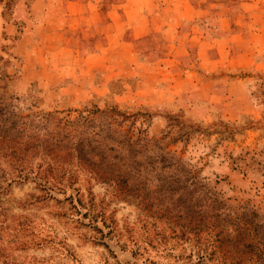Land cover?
I'll return each mask as SVG.
<instances>
[{
	"label": "rangeland",
	"instance_id": "obj_1",
	"mask_svg": "<svg viewBox=\"0 0 264 264\" xmlns=\"http://www.w3.org/2000/svg\"><path fill=\"white\" fill-rule=\"evenodd\" d=\"M0 99L23 125L0 136V264H264V0H0ZM38 121L148 140L138 189L21 146ZM186 175L189 203L144 191ZM203 208L229 216L219 251Z\"/></svg>",
	"mask_w": 264,
	"mask_h": 264
},
{
	"label": "trees",
	"instance_id": "obj_2",
	"mask_svg": "<svg viewBox=\"0 0 264 264\" xmlns=\"http://www.w3.org/2000/svg\"><path fill=\"white\" fill-rule=\"evenodd\" d=\"M11 103L6 102L5 100L0 99V136L4 137L7 134H15L17 136H20L21 130H23V125H20L19 120L20 116H17L16 113H14L13 110H11ZM50 120L51 118H47L44 121ZM19 123V124H18ZM93 123L92 121H88L86 125H90ZM43 122L38 121L35 124H29L30 129H32L33 135H26L24 142L21 146H24V148L28 147L27 144L33 143L35 144V147L42 146L44 149H51L53 151L60 152L61 149H57L60 146H65V150L69 152L72 156H74L78 162H85L89 166L90 171L94 173L99 179H101L103 182H114L115 184H126L127 187L132 191L137 190V184L135 183V174H139L140 167L144 165L142 162L138 159L139 155H144L143 152H146L147 149L151 146L150 142L148 140H133L128 135L123 134L120 130L114 129L113 135L111 138L112 143H108L107 139H97L96 135L99 134V132H93L89 133L88 129H80L78 131H65L63 132L65 136L60 137L59 135L51 136L52 139L51 142H48L47 140L42 141L38 138V128L41 126ZM111 122H109L108 127H110ZM24 125H26V122H24ZM19 127H22L21 130H19ZM109 137V136H108ZM30 138L32 139V142H30ZM64 139L67 141L66 144H63L62 140ZM59 140V141H58ZM47 141V145L44 144ZM54 141V142H52ZM61 141V142H60ZM51 145V146H50ZM47 147V148H46ZM21 150V147H20ZM26 150V149H24ZM16 150H12L11 154H15ZM166 155L170 152L166 151L164 152ZM173 159L169 160L167 162V166H176L181 172V175H184L183 173L186 172V168L181 164V160L176 158V156H172ZM144 159H147V157H144ZM22 170L23 168L19 169L20 176H22ZM27 176L26 174L24 177ZM181 177V176H180ZM134 178V179H133ZM146 178H144L145 180ZM181 179V178H180ZM147 180V179H146ZM149 181V180H148ZM182 183V190H179L181 186H178L179 183L175 182V184L167 185L166 187H162L161 185H156L154 189H151L150 185L147 184V187L143 183V187L145 186V192L147 194H152L160 191V194L163 195L164 191H168L167 193L173 194L174 192H177L176 200L182 201L183 199H187V203H189L193 197L194 189H190V187L187 185L188 176L186 175L182 181L178 180ZM194 184V183H193ZM149 186V187H148ZM180 191V192H179ZM200 219L201 221L204 220H210L212 221L213 227H217V234L215 235V239L213 242H218V245L214 246L218 251L222 247L223 242H231L229 239L224 236L222 238V233L226 232V223L228 221L229 216L227 214H222L219 210L215 211H208L207 209L203 208L200 212ZM262 225V224H261ZM262 227H264L262 225ZM243 233V232H242ZM219 236V238H218ZM244 235H242L241 238H237L232 241V244L235 246H238V244H241L244 247L252 246L254 240H257V238H251L250 242H245L242 240ZM262 238L261 245H263L264 249V229L262 230L261 236ZM253 264V263H252ZM255 264V263H254Z\"/></svg>",
	"mask_w": 264,
	"mask_h": 264
}]
</instances>
